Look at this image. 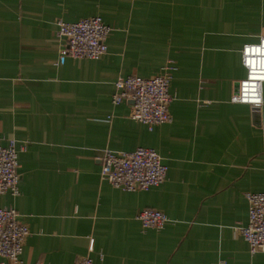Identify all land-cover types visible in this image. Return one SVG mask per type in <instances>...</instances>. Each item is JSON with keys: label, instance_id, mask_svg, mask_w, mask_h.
<instances>
[{"label": "crops", "instance_id": "obj_1", "mask_svg": "<svg viewBox=\"0 0 264 264\" xmlns=\"http://www.w3.org/2000/svg\"><path fill=\"white\" fill-rule=\"evenodd\" d=\"M98 15V58L58 57L54 19ZM264 34V0H0V143L14 138L18 192L0 194L27 226V264H264L239 233L244 193L264 191L262 103L233 102L240 47ZM170 60V119L146 125L113 104L118 76ZM150 146L165 177L123 190L99 177L103 148ZM143 207L161 210L142 228ZM1 259V258H0Z\"/></svg>", "mask_w": 264, "mask_h": 264}, {"label": "built area", "instance_id": "obj_2", "mask_svg": "<svg viewBox=\"0 0 264 264\" xmlns=\"http://www.w3.org/2000/svg\"><path fill=\"white\" fill-rule=\"evenodd\" d=\"M53 21L59 41V58L95 59L105 52L104 40L111 28L100 16L88 15L73 21L56 18ZM239 53L244 76L238 79L237 89L230 100L259 107L264 82V34L256 41L243 43ZM172 68L170 60H167L152 75L131 73L118 76L113 81L111 102L116 104L121 100H130L129 117L145 124L149 130L155 124L169 121L167 104L173 94L168 90V83ZM254 93L260 96L258 104L252 101ZM23 148L24 145H16L12 137L7 138L5 144L0 143V194H17V154ZM98 160L99 177L123 190H144L159 184L165 177L166 166L150 146H136L131 150L103 148ZM244 199L247 219L239 227V233L250 253L264 252V191H247ZM17 215L14 207L0 206V264H27L19 254L28 229ZM135 217L142 228L159 229L168 220L161 210L152 207L141 208ZM71 264L97 263L88 256H81Z\"/></svg>", "mask_w": 264, "mask_h": 264}, {"label": "clouds", "instance_id": "obj_3", "mask_svg": "<svg viewBox=\"0 0 264 264\" xmlns=\"http://www.w3.org/2000/svg\"><path fill=\"white\" fill-rule=\"evenodd\" d=\"M252 101L257 104L260 103V96L254 93L252 96Z\"/></svg>", "mask_w": 264, "mask_h": 264}, {"label": "water", "instance_id": "obj_4", "mask_svg": "<svg viewBox=\"0 0 264 264\" xmlns=\"http://www.w3.org/2000/svg\"><path fill=\"white\" fill-rule=\"evenodd\" d=\"M236 89H237V82H236V87H235V91H236ZM235 91H234V92H235Z\"/></svg>", "mask_w": 264, "mask_h": 264}]
</instances>
